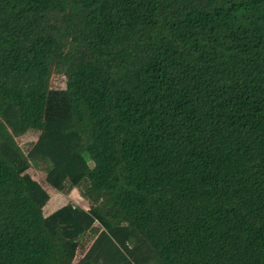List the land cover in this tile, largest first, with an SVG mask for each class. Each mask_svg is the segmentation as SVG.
I'll use <instances>...</instances> for the list:
<instances>
[{
    "label": "trees",
    "instance_id": "1",
    "mask_svg": "<svg viewBox=\"0 0 264 264\" xmlns=\"http://www.w3.org/2000/svg\"><path fill=\"white\" fill-rule=\"evenodd\" d=\"M0 264H264V0H0Z\"/></svg>",
    "mask_w": 264,
    "mask_h": 264
},
{
    "label": "rangeland",
    "instance_id": "2",
    "mask_svg": "<svg viewBox=\"0 0 264 264\" xmlns=\"http://www.w3.org/2000/svg\"><path fill=\"white\" fill-rule=\"evenodd\" d=\"M66 87V78L60 75H55L52 79V88L54 89H64ZM39 138V133L30 132L27 135L18 138L17 142L24 149L25 152L31 147L32 143L37 142ZM92 165V164H91ZM30 175L37 180L50 194V201L44 208V216H50L52 213L62 208L63 206L72 203L74 205L81 206L85 209H89L90 206L88 202L82 198L80 191L78 189H73L69 195H64L57 192L54 188L48 185L46 181V174L40 168L33 165L29 170ZM84 252H80L77 261L82 258Z\"/></svg>",
    "mask_w": 264,
    "mask_h": 264
}]
</instances>
